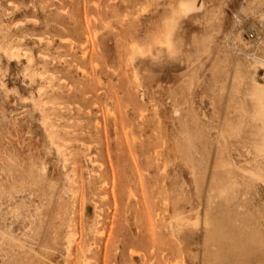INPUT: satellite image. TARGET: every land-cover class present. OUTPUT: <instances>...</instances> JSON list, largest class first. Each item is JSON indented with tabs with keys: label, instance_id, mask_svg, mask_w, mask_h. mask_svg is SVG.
Wrapping results in <instances>:
<instances>
[{
	"label": "rangeland",
	"instance_id": "1",
	"mask_svg": "<svg viewBox=\"0 0 264 264\" xmlns=\"http://www.w3.org/2000/svg\"><path fill=\"white\" fill-rule=\"evenodd\" d=\"M179 2L0 0V264H264V0Z\"/></svg>",
	"mask_w": 264,
	"mask_h": 264
},
{
	"label": "bare ground",
	"instance_id": "2",
	"mask_svg": "<svg viewBox=\"0 0 264 264\" xmlns=\"http://www.w3.org/2000/svg\"><path fill=\"white\" fill-rule=\"evenodd\" d=\"M259 0H249V4H248V8L250 9V10H252V12L254 13V12H256L257 10H259V7L256 5L257 4V2H258ZM261 1V0H260ZM178 6L175 8V11L178 13V14H188V13H191V12H194L195 10H197L198 8H197V6H196V0H180V2H179V4H177ZM175 12V13H176ZM264 14V13H263ZM173 19V18H172ZM263 20V19H262ZM169 22H171L170 23V25L172 26V28L175 26V23L173 22V21H171V20H169ZM166 23H168V22H166ZM263 24V23H262ZM170 25L169 24H167V27H166V29L167 28H170V30H171V27H170ZM264 26V25H263ZM167 31H168V29H167ZM175 31V29H173L172 30V32H174ZM172 32H170V31H168V32H165V39L164 40H162L160 43H163V44H165L166 46H168V48L170 49V50H172V46H173V41H172ZM258 33H257V35H258V41L257 42H255L254 43V45H253V49H252V52L251 53H248V52H245V55H247V56H251V58H252V61H254V62H252V63H249V65L246 63V65H242L241 64V54L240 53H238L237 54V61H236V63H235V67H236V72H235V74L233 75V80L234 81H237V80H239L240 78H247L248 80H249V89H248V93H249V97H250V100H251V103H252V108H253V110L255 111V122L253 123V125H255V127H257V129H255L254 131H251L250 132V130H246V135H249L250 133L251 134H253L254 132L255 133H257V134H253L254 136L255 135H258V136H262V134H264L263 133V130H264V82H263V86H262V84H260L259 83V81H258V79L256 78V76L254 75V72H255V69L256 68H258V65H264V63H262L263 61L262 60H260L261 58H259L258 57V55H260V53H264V41H262V40H264V39H262L263 37H264V33H263V31L262 30H258L257 31ZM135 48V46H134V44H133V49ZM135 52L136 53H139V54H144L145 53V51L143 50V49H141V48H135ZM253 53V54H252ZM133 55H134V53H133ZM134 56H136V55H134ZM247 58H249V57H247ZM263 58V57H262ZM132 59V58H131ZM249 61V60H248ZM251 61V60H250ZM226 126H225V129H224V131L226 132V133H229V134H240V132H241V134H243L242 133V129L244 128V127H242V125H241V123H239V124H231V123H226L225 124ZM247 132L249 133V134H247ZM250 134V135H251ZM245 135V136H246ZM249 135V136H250ZM247 138V137H246ZM249 138H251V136L249 137ZM257 140H259V142L261 141V138H256ZM226 140V139H225ZM262 140H264V139H262ZM256 143H257V141H255ZM258 142V143H259ZM255 145V144H254ZM256 145H258L257 147H258V149L260 150V152L262 153V152H264V150H263V146H264V144L263 143H260V144H256ZM225 146V145H224ZM248 146V145H247ZM255 149H257V148H255ZM263 150V151H262ZM260 155V154H259ZM225 164H227L228 165V163H225ZM224 165V164H223ZM226 167V166H225ZM224 168V167H223ZM227 169V168H226ZM256 173H253V175H255ZM252 175V174H251ZM257 175H259V174H257ZM258 177H260V176H258ZM262 177V176H261ZM228 182H234L233 180L232 181H228ZM225 183V182H224ZM228 184H230V183H228ZM227 184V185H228ZM222 186H226L225 184H223ZM230 186H232V185H230ZM221 189H223L222 187H220ZM229 188V187H228ZM231 188H233L234 189V187H231ZM220 189V190H221ZM225 191H223V193H226L227 192V189L225 188L224 189ZM231 191V190H230ZM229 191V192H230ZM228 193V192H227ZM225 197H226V195L228 196V194H223ZM230 196H231V194H229ZM200 219V218H199ZM234 221L236 222V220L234 219ZM207 222H209L208 220H207ZM206 222V223H207ZM210 222L209 223H207L206 224V226L207 225H209L210 226ZM218 228H220V227H218ZM174 229V228H173ZM211 230V229H210ZM216 230H219V229H217L216 228ZM216 230H215V232H216ZM212 231V230H211ZM219 232H220V230H219ZM224 232V231H223ZM225 233V232H224ZM212 234V233H211ZM222 234V233H221ZM227 234V233H226ZM215 235L213 234V237H211L210 238V235H209V237L208 238H210V239H213V238H215L214 237ZM223 237V236H222ZM207 238V239H208ZM226 238V237H225ZM217 239V238H216ZM230 240H234V239H230ZM208 242H207V244L209 245V241L210 240H207ZM228 241V240H227ZM227 244H232L231 242H227ZM235 244V243H234ZM231 247H234V248H238L237 247V244H236V246L235 245H231Z\"/></svg>",
	"mask_w": 264,
	"mask_h": 264
},
{
	"label": "built area",
	"instance_id": "3",
	"mask_svg": "<svg viewBox=\"0 0 264 264\" xmlns=\"http://www.w3.org/2000/svg\"><path fill=\"white\" fill-rule=\"evenodd\" d=\"M257 38H258V37H256L255 34H253V33L250 34V39H251V40H257Z\"/></svg>",
	"mask_w": 264,
	"mask_h": 264
}]
</instances>
